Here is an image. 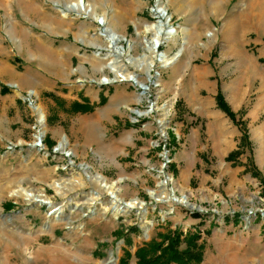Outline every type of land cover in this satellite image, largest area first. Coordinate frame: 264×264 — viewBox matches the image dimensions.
Instances as JSON below:
<instances>
[{
	"label": "rangeland",
	"instance_id": "rangeland-1",
	"mask_svg": "<svg viewBox=\"0 0 264 264\" xmlns=\"http://www.w3.org/2000/svg\"><path fill=\"white\" fill-rule=\"evenodd\" d=\"M74 1L0 0V264H118L122 250L133 254L156 234L193 231L201 221L210 230L199 241L201 264H264V11H250L254 0H160L176 34L157 53L179 55L147 75L127 67L147 86L140 95L133 82L101 83L113 79L101 33L118 36L132 58L147 57L145 26L158 21L150 13L157 0H83L105 26L75 12L62 17ZM50 44L77 51L67 61L71 79L106 96L68 105L12 78L11 68L47 74ZM33 105L44 114L42 136ZM98 177L141 209L114 216ZM54 182L63 183L62 197ZM19 190L62 206V222L47 217L46 202L10 197ZM182 197L194 209L172 202ZM196 210L202 219L191 217Z\"/></svg>",
	"mask_w": 264,
	"mask_h": 264
},
{
	"label": "bare ground",
	"instance_id": "bare-ground-1",
	"mask_svg": "<svg viewBox=\"0 0 264 264\" xmlns=\"http://www.w3.org/2000/svg\"><path fill=\"white\" fill-rule=\"evenodd\" d=\"M252 3V2H251ZM250 11H254L258 8L263 12L264 11V0L258 1L254 0V3L250 4ZM155 11L157 13H154V15L158 18V21L145 26V33H150L152 35L151 40L145 41V47L149 53V55L143 56L141 59L137 60L131 57L130 55V50L131 47H129V51L125 52V50L122 47L117 46V41L120 39L118 36H116L113 32L109 31L108 28H105L101 35H105L107 37L108 41V48H109V53L107 54L106 57L110 58V62H108L107 67L110 70V72L113 74V79H104L101 81L103 84H109L112 82H119V81H128L132 82L134 81L135 85L137 86L140 84L139 81L136 80L135 78V73L130 72L128 70V66L134 67L136 70L140 72H145L146 75L148 74L149 70L154 67L153 65L158 63L159 66L161 67H167L171 65L175 59L178 57V54L174 57H168L166 54L163 53H157V49L159 48L160 45L163 43L168 42V40L171 39L173 35H175V30L170 29L169 26H167V14L164 9V7L161 5L160 0H157L155 2ZM61 16L64 17L66 16L67 12H75L76 15H84L92 20H95L96 22H99L100 25L105 26L106 20L103 15H98L95 13L93 7L90 4H86L83 2V0H75L73 3L66 5L64 10H61ZM263 23H264V18H262ZM183 32H186L184 30ZM127 51V50H126ZM146 51V52H147ZM251 73L254 75L256 74V70L252 67ZM34 92L30 91L29 96L32 95ZM34 114L36 115L37 118V124L39 126V136H42L44 133V114L42 109L37 106L33 105L31 106ZM146 113V112H145ZM139 116L142 115V113L138 112L137 113ZM90 128H92V124H89ZM160 128L161 130L163 129L162 124L160 123ZM92 131V129H90ZM256 134V131H255ZM67 141L63 139L61 143L58 145V151L59 152H65L66 151V146H67ZM57 151V152H58ZM69 153V151H68ZM71 155V153H69ZM63 184V183H62ZM62 184L60 183H53L52 188L55 190L57 195L60 197L63 196L62 192ZM95 184L99 185V188L101 187L103 191H105L111 198V211L113 212L114 216H118L121 213H125L129 210L132 209H141V204L137 202L136 200H132L128 203H122L121 200L118 198L119 196V189L116 188V184L108 185L106 184V181L102 177H98L95 180ZM80 185V184H79ZM10 197H23L26 198L27 202L31 203H37L38 205L43 204L46 202L49 206V212L47 213V217H54V222L56 224L62 222V214H63V207L62 206H57L52 204L49 200L46 199L45 194L41 191H37V193H26L23 192L22 190L19 191H14ZM172 202L177 205H182L187 207L188 202L186 201L185 197H182L181 199L173 198ZM46 205V204H45ZM108 209V210H109ZM106 212V211H105ZM109 263L112 262V255H110L109 258Z\"/></svg>",
	"mask_w": 264,
	"mask_h": 264
},
{
	"label": "trees",
	"instance_id": "trees-1",
	"mask_svg": "<svg viewBox=\"0 0 264 264\" xmlns=\"http://www.w3.org/2000/svg\"><path fill=\"white\" fill-rule=\"evenodd\" d=\"M6 89H1L0 93L4 94ZM219 97V96H218ZM221 109H224L219 102ZM88 109H91L88 107ZM236 153H230L226 160L234 162ZM4 210H7L11 205L9 203L2 204ZM6 208V209H5ZM191 217L194 219H202V216L197 212H193ZM238 215L235 217L237 222ZM204 222H200L193 231L183 233L178 228L167 230L163 233L156 234V238H151L141 246L137 247L133 254L128 250H122L121 257L118 259V264H127L130 258L134 259L135 264H201L203 261L204 243L199 242L201 235L209 234L210 230L201 231L199 227ZM128 234L137 232L136 227L126 229ZM116 240L122 239V243L129 246L130 238L126 234L119 231L113 232Z\"/></svg>",
	"mask_w": 264,
	"mask_h": 264
},
{
	"label": "crops",
	"instance_id": "crops-1",
	"mask_svg": "<svg viewBox=\"0 0 264 264\" xmlns=\"http://www.w3.org/2000/svg\"><path fill=\"white\" fill-rule=\"evenodd\" d=\"M45 51L50 54V69L49 71H46L47 74L44 73V75L38 74L35 76H28L26 73H17L11 68L10 71H12L13 74H16L12 78L21 85L25 83L26 86L35 89L37 96L41 92H46V94L62 99V101H65L68 105L71 103L78 105L82 104L84 101L91 103L98 95L99 91L103 97L106 96V93L109 90L102 91L92 88L85 90L76 83V80H73L74 78L71 79L73 74L69 73L67 61L76 58L74 55L78 54L77 51L65 45L54 47L51 44L46 47ZM262 57H264V51ZM84 61L86 62L87 58L85 55H81L78 63L82 64ZM57 134V131L53 133L54 136ZM227 144H230L229 141H227Z\"/></svg>",
	"mask_w": 264,
	"mask_h": 264
},
{
	"label": "water",
	"instance_id": "water-1",
	"mask_svg": "<svg viewBox=\"0 0 264 264\" xmlns=\"http://www.w3.org/2000/svg\"><path fill=\"white\" fill-rule=\"evenodd\" d=\"M154 5H153V9H150V13H152V14L157 13V11L154 10ZM98 24H99V22H98ZM135 78H136V76H135ZM132 82H133V85L135 86V83L133 80H132ZM136 87L139 90L140 95H142L147 90V86L142 84V83L138 84ZM187 207L190 209H194V208H192V206L189 203H188ZM196 212H200V210H196Z\"/></svg>",
	"mask_w": 264,
	"mask_h": 264
},
{
	"label": "built area",
	"instance_id": "built-area-1",
	"mask_svg": "<svg viewBox=\"0 0 264 264\" xmlns=\"http://www.w3.org/2000/svg\"><path fill=\"white\" fill-rule=\"evenodd\" d=\"M40 143V142H39ZM39 145V144H38ZM38 145H35L36 147L38 146Z\"/></svg>",
	"mask_w": 264,
	"mask_h": 264
}]
</instances>
